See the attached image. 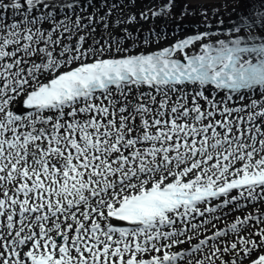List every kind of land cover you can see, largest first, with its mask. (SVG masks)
<instances>
[{"label": "snow or ice", "instance_id": "snow-or-ice-1", "mask_svg": "<svg viewBox=\"0 0 264 264\" xmlns=\"http://www.w3.org/2000/svg\"><path fill=\"white\" fill-rule=\"evenodd\" d=\"M0 264H264V0H0Z\"/></svg>", "mask_w": 264, "mask_h": 264}, {"label": "bare ground", "instance_id": "bare-ground-1", "mask_svg": "<svg viewBox=\"0 0 264 264\" xmlns=\"http://www.w3.org/2000/svg\"><path fill=\"white\" fill-rule=\"evenodd\" d=\"M226 2H228V0H205V3L207 4V6H211L212 4H217V3L223 5ZM221 11L224 13L223 18L227 22L228 12L231 11V7L227 8V9L221 8ZM193 27H194V25L192 22H186L185 26H184V30L190 32L193 30Z\"/></svg>", "mask_w": 264, "mask_h": 264}]
</instances>
